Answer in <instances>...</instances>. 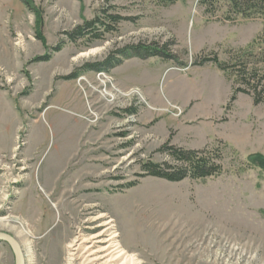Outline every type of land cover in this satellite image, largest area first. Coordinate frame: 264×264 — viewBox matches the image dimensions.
<instances>
[{"label": "rangeland", "instance_id": "rangeland-1", "mask_svg": "<svg viewBox=\"0 0 264 264\" xmlns=\"http://www.w3.org/2000/svg\"><path fill=\"white\" fill-rule=\"evenodd\" d=\"M102 10L125 20L102 39L69 40ZM212 11L199 0H0V232L25 264H64L98 215L138 264H264V168L247 163L264 156V102L238 94L227 106L233 74L192 64L229 62L257 39L244 60L264 71V10ZM107 57L122 63L86 69ZM169 136L218 147L221 173L139 177L140 163L167 159ZM0 264H14L3 242Z\"/></svg>", "mask_w": 264, "mask_h": 264}, {"label": "trees", "instance_id": "trees-1", "mask_svg": "<svg viewBox=\"0 0 264 264\" xmlns=\"http://www.w3.org/2000/svg\"><path fill=\"white\" fill-rule=\"evenodd\" d=\"M160 1L167 5L173 4L176 0ZM221 2L227 3L233 12L242 16L253 14L260 6H263L264 10V0H199L200 5L204 6L208 13L213 12L212 9ZM122 20H125V18L121 15L102 10L101 16L97 15L91 20L84 21L72 32L66 34L71 42L83 38L92 42L102 39L106 33L114 32L117 24ZM256 41L257 39L253 40L249 48L235 52L233 57H230L229 62L220 61L215 55L211 58H196L192 63L195 66L212 63L218 70L233 74L231 94L227 106L236 100L238 94L250 96L254 105L264 102V71L256 66H250V63L245 61L247 57L250 58L253 54V46ZM134 49L137 54L143 52L145 56H160L164 59L170 56L163 51L151 49L150 47H135ZM56 50L58 51L60 48L57 47ZM43 60L46 59L43 58ZM121 63V59L107 57L101 62L87 65L86 69L109 72ZM74 76L75 74L69 76V78ZM262 81V89L258 91ZM126 112L133 113L134 110L128 109ZM158 151L166 155L167 159L162 162L144 161L140 163L141 173L139 177L151 176L168 182H180L184 179L205 180L218 176L222 171L221 153L218 147L206 145L200 149H188L172 144L169 136ZM247 163L250 166L264 168V156L259 153L250 154ZM136 184L137 181L128 183L126 188L133 187Z\"/></svg>", "mask_w": 264, "mask_h": 264}, {"label": "bare ground", "instance_id": "bare-ground-1", "mask_svg": "<svg viewBox=\"0 0 264 264\" xmlns=\"http://www.w3.org/2000/svg\"><path fill=\"white\" fill-rule=\"evenodd\" d=\"M103 215L90 218L101 227L91 235L77 232L67 245L68 255L64 264H138L136 258L129 254L118 241V233L114 230L112 220H103ZM4 220L0 219V223ZM5 226V225H3Z\"/></svg>", "mask_w": 264, "mask_h": 264}, {"label": "water", "instance_id": "water-1", "mask_svg": "<svg viewBox=\"0 0 264 264\" xmlns=\"http://www.w3.org/2000/svg\"><path fill=\"white\" fill-rule=\"evenodd\" d=\"M0 242L7 244L13 252L14 264H25L24 254L18 241L8 233L0 232Z\"/></svg>", "mask_w": 264, "mask_h": 264}, {"label": "crops", "instance_id": "crops-1", "mask_svg": "<svg viewBox=\"0 0 264 264\" xmlns=\"http://www.w3.org/2000/svg\"><path fill=\"white\" fill-rule=\"evenodd\" d=\"M116 78H119V76L116 75ZM206 145H207V144H205L204 146H206ZM204 146H203V147H204ZM203 147H202V148H203ZM188 149H199V148H188Z\"/></svg>", "mask_w": 264, "mask_h": 264}]
</instances>
